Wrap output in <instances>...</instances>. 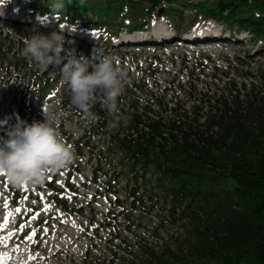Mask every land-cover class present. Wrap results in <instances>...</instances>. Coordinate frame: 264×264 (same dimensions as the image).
I'll list each match as a JSON object with an SVG mask.
<instances>
[{
    "label": "trees",
    "instance_id": "trees-1",
    "mask_svg": "<svg viewBox=\"0 0 264 264\" xmlns=\"http://www.w3.org/2000/svg\"><path fill=\"white\" fill-rule=\"evenodd\" d=\"M28 1L30 7L40 9H47L51 2ZM156 1L97 0L104 8L93 13L87 0H64L61 12L90 13L99 23L120 27L131 17L126 13L149 11ZM179 1L199 10L197 18L224 19L230 27L235 25L232 31H248L263 46L254 53L246 51L245 58L263 60L257 68L244 59L237 63L240 67L213 65L209 77L218 83L189 77L185 84H177L172 95L169 89L151 94L133 82L134 88L127 85L118 98L119 112L130 119L114 130H109L111 117L96 95L92 111L99 119L95 126L106 128L116 151L112 157L121 167L114 169V175L124 177L133 197L145 190L144 197L160 205L164 221L178 230L174 242L163 245L161 255L144 247L143 263L126 264H264V11L255 15L244 6L250 0H198L196 5ZM252 1L255 5L262 0ZM0 26L14 31L0 28V83L6 86L19 117L31 123L48 100L54 78L50 69L21 56L25 22L0 17ZM63 102L83 120L66 90ZM84 132L90 134L87 129ZM89 137L75 142L76 154L91 145ZM101 153L97 152L94 173L103 170ZM46 184L53 187L51 182Z\"/></svg>",
    "mask_w": 264,
    "mask_h": 264
},
{
    "label": "rangeland",
    "instance_id": "rangeland-1",
    "mask_svg": "<svg viewBox=\"0 0 264 264\" xmlns=\"http://www.w3.org/2000/svg\"><path fill=\"white\" fill-rule=\"evenodd\" d=\"M87 1L93 13L104 8L103 4L98 3L97 0ZM24 2L26 1L0 0V6L20 11L25 8ZM253 2L251 0L244 6L256 11H264V0L256 2L255 5ZM152 15L158 17L152 18L149 27L135 29L145 33L143 37L140 36L141 38L136 40V44L129 43L128 46L122 44L120 47L112 45L106 48L116 58L117 66L127 73L128 85L135 81L139 88L145 86L151 94H155V91L169 89V87L168 94L172 93L173 86L170 82H185L189 72L193 74V78H197L199 75L197 73L202 70L206 74L211 73L213 65H218L222 69L227 63L237 64L244 52L250 48L248 43L238 45L244 39L238 42L231 41V43L209 41L208 33L218 31L215 22L203 19L202 22L190 28V21L196 19L197 16L193 15L189 5L179 1L172 2L171 5H166L164 2L153 9ZM171 15L175 17L176 22L169 21L168 18ZM54 16L49 15L48 17L54 18ZM94 21L99 22V20ZM222 23L227 26L225 20L220 22ZM41 26L51 27L50 25ZM161 27H165L163 32H159ZM0 28L3 31L14 32L7 30L4 26ZM57 28L65 36V48L75 47L78 53L89 55L95 46L103 47V44L88 47L87 44H95L100 36L96 29L84 27L79 20L73 24L61 23ZM110 28H112L111 25H109ZM31 31L37 30L30 28L29 31L21 32L23 35H28ZM52 31L54 29L40 32L47 34ZM158 33H160L159 36L166 35V33L175 36L167 41H160L161 37L159 40L156 37ZM188 35H202L192 41H205L206 43H190L191 39ZM179 36L182 37L179 39ZM243 36L247 35L244 33ZM182 39L190 40L182 42ZM115 40L116 37H112V42ZM261 60V57H257L244 63L257 68ZM29 62L34 64L33 61L29 60ZM49 69L54 78L55 88L37 114L36 120H43V110L47 111L53 116L61 136L73 147L75 142L84 138L83 120L64 105L65 88L59 83V75L52 72L51 66ZM232 77L240 82L243 80L236 74H232ZM213 80L218 82L214 78ZM206 84L210 86L207 81ZM5 89L6 86L0 83V119L8 115L10 122H14V110L9 109L11 107L8 104L10 98ZM134 93L140 96V92L135 91ZM95 101H97L96 98ZM85 129L90 131L91 146H83L82 154L77 155L80 165L78 169L73 170L74 174L70 179L74 186L78 185L77 194H72L67 189L64 191L58 189L59 192L56 194L55 190L45 185L46 181L55 180L54 184L61 188L63 181L66 180L67 172L72 171L71 166L65 171L49 173L43 185L32 187L15 188L7 182L5 177L0 176V264H97L99 258L113 253L111 249L109 251L106 248L108 247L106 242L102 243L108 237L109 230L111 240H113L111 243L115 250L119 251L115 264L134 261L136 256L139 262L140 258L144 259L143 254L139 255L144 247L160 249L161 252L165 243L174 242L172 239L178 232L177 227L164 221V213L159 208H154L148 213L146 202L145 205L139 201L134 203L133 198H130L128 194L129 187L122 179L119 183L112 185L116 193L109 191L110 187L106 181L109 178L112 183V179L115 178L111 165L115 160L112 157L116 153L115 147L109 142L105 127H101V130L92 125ZM98 149L106 157V160L101 162V166L106 170L107 175H99L97 181L94 182L90 178H92L91 171L96 164L94 158L97 157ZM90 155L93 158H90ZM115 168L121 169L120 166H115ZM53 175L55 179H52ZM96 190H99V193ZM116 197L118 199H115ZM5 200L8 202L7 209L4 207ZM62 202L68 204L70 212L62 206ZM45 205L48 207L45 208ZM89 205L93 211L89 210ZM17 207L21 209L20 212L15 211ZM6 212L12 213L7 222L4 220ZM65 215L74 218L71 220L74 225L64 223ZM161 222L164 223L161 224ZM95 226H98V232L94 231ZM62 228L66 234L64 240H60L64 235L57 238L58 229ZM88 244L90 253L86 256L85 248Z\"/></svg>",
    "mask_w": 264,
    "mask_h": 264
},
{
    "label": "clouds",
    "instance_id": "clouds-1",
    "mask_svg": "<svg viewBox=\"0 0 264 264\" xmlns=\"http://www.w3.org/2000/svg\"><path fill=\"white\" fill-rule=\"evenodd\" d=\"M47 7L50 14H58L66 5L64 0H51ZM21 42V56L46 71L51 66L52 72L59 75L70 104L82 114L84 128L99 119L92 111L97 94L111 117L109 130L128 122L130 117L119 112L118 98L129 78L106 49L95 46L89 55L78 53L75 47L65 48V36L57 31H31L21 37ZM14 115V122L8 115L0 119V176L13 187L24 188L43 185L49 173L70 168L75 160L74 149L61 136L52 115L43 110L44 119L31 123Z\"/></svg>",
    "mask_w": 264,
    "mask_h": 264
},
{
    "label": "bare ground",
    "instance_id": "bare-ground-1",
    "mask_svg": "<svg viewBox=\"0 0 264 264\" xmlns=\"http://www.w3.org/2000/svg\"><path fill=\"white\" fill-rule=\"evenodd\" d=\"M1 8H3L4 9V7H1ZM2 14H4V12H3V10H1L0 9V15H2ZM159 32H163L162 30L161 31H159ZM183 35H186V34H183ZM182 35V36H183ZM167 36H175V35H173V34H170V33H166V35H163V36H160L161 38H166ZM182 36H179V39L182 37ZM188 36H190V39L192 40V39H194V38H196V37H198V36H202V35H188ZM159 37V36H158ZM157 37V38H158ZM131 38V40H138L139 38H137V37H134V36H131L130 37ZM119 41H130V39H126V38H124V36H122L121 37V39H119ZM3 227L4 228H6L4 225H3ZM13 237V236H12ZM2 263H4V262H2Z\"/></svg>",
    "mask_w": 264,
    "mask_h": 264
},
{
    "label": "snow or ice",
    "instance_id": "snow-or-ice-1",
    "mask_svg": "<svg viewBox=\"0 0 264 264\" xmlns=\"http://www.w3.org/2000/svg\"><path fill=\"white\" fill-rule=\"evenodd\" d=\"M25 198H26V197H25ZM4 207H5V209L8 208V202H7V200H5V202H4ZM47 207H48V205H45V208H47ZM15 211H16V212H20L21 209H20L19 207H17V208L15 209ZM11 215H12V213H10V212H6L5 217H4L5 222H7V220L9 219V217H10ZM21 227H23V226H21Z\"/></svg>",
    "mask_w": 264,
    "mask_h": 264
}]
</instances>
